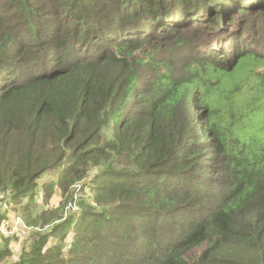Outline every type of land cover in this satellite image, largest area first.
<instances>
[{
    "label": "trees",
    "instance_id": "16d2710c",
    "mask_svg": "<svg viewBox=\"0 0 264 264\" xmlns=\"http://www.w3.org/2000/svg\"><path fill=\"white\" fill-rule=\"evenodd\" d=\"M263 112L264 0H0V264H264Z\"/></svg>",
    "mask_w": 264,
    "mask_h": 264
},
{
    "label": "rangeland",
    "instance_id": "374dc122",
    "mask_svg": "<svg viewBox=\"0 0 264 264\" xmlns=\"http://www.w3.org/2000/svg\"><path fill=\"white\" fill-rule=\"evenodd\" d=\"M236 79H238V77ZM222 105H223V103H219L216 106L222 107ZM262 114H260L259 116H261ZM257 118H259V117H257ZM253 127H255L257 129V130H252V132H251V133H253V135L255 137H248V138L254 139V140H256L258 142H261V143H264V120L259 121V123L258 122L257 123H254ZM244 134H245V132H244ZM54 176H55V173H48V174L44 175L40 179V181L38 182L39 192L37 193V195L35 197V203H36L37 210H39L41 208L42 209L43 208L44 209L53 208L52 205L55 208L61 206V200L62 199H60L59 201L56 200L60 196L56 192L54 193V196L51 198V200H49L45 205H44V203L43 204L41 203V197L43 196V193H42V191H40V188H41V186H42L43 183L49 181L50 179H53L54 180ZM78 188H81V187L77 186L76 189H78ZM78 194L80 196V192ZM4 197H6V196L0 193V201H5V200H2ZM56 202H58V204ZM46 205H47V207H45ZM77 210L78 209H77L76 205L70 206L69 204H67L64 207V210L62 211V217L66 216L67 214H69L71 212L72 213L73 212H76ZM11 211H12V209H11ZM29 227H31V226H29ZM31 228H32V231L35 230V229H37V230H39V232H40V230L43 231L45 229V228L44 229H38L37 227H31ZM29 235H30V233L25 238L18 239V240H13L12 243L10 242V249L13 252V254L11 256L12 258H10L9 261H12L13 258L15 259L16 257L17 258L19 257L21 248L23 246H25L27 242H29L28 241ZM2 245H3V243H2L1 236H0V246L2 247Z\"/></svg>",
    "mask_w": 264,
    "mask_h": 264
},
{
    "label": "built area",
    "instance_id": "2783aa9c",
    "mask_svg": "<svg viewBox=\"0 0 264 264\" xmlns=\"http://www.w3.org/2000/svg\"><path fill=\"white\" fill-rule=\"evenodd\" d=\"M2 200L5 201H0V214L7 212L8 216L7 220L4 219L3 221H0V235L4 237L16 238L17 240L25 238L32 231V228L26 226L18 216L11 213V207L8 200L4 198ZM56 203L58 204V202ZM69 205L74 206L73 204ZM45 207H47V205Z\"/></svg>",
    "mask_w": 264,
    "mask_h": 264
}]
</instances>
